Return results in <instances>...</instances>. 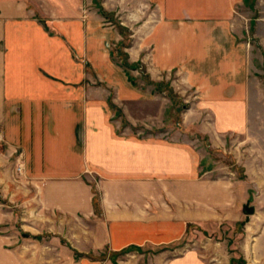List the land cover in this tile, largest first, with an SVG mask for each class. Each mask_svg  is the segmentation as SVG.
<instances>
[{
    "label": "crops",
    "instance_id": "1",
    "mask_svg": "<svg viewBox=\"0 0 264 264\" xmlns=\"http://www.w3.org/2000/svg\"><path fill=\"white\" fill-rule=\"evenodd\" d=\"M142 1L157 18L139 39L135 31L128 60L145 65L160 87L176 81L193 93L199 109L182 117L191 119L186 129L199 128L195 115L207 110L218 125L201 126L206 137L212 129L239 130L255 88L254 48L240 39L236 21L244 0ZM67 2L0 0V180L22 166L37 184L38 207L95 219L112 255L140 248L135 252L151 253L155 264H230V257L207 262L195 250L170 256L168 246L191 228L230 223L238 190L201 168L203 160L188 145L116 134L109 90L118 100L139 102L143 77L133 70L142 84L135 77L132 85L104 47L112 31L68 17L75 12ZM8 223L0 211V226ZM6 236L0 234V264L9 256ZM256 245L263 260L264 248ZM155 248L162 250L149 252Z\"/></svg>",
    "mask_w": 264,
    "mask_h": 264
},
{
    "label": "rangeland",
    "instance_id": "2",
    "mask_svg": "<svg viewBox=\"0 0 264 264\" xmlns=\"http://www.w3.org/2000/svg\"><path fill=\"white\" fill-rule=\"evenodd\" d=\"M67 1V6L75 12H68V17L79 15L81 21H93L96 28L112 31L104 47L110 52L112 64L118 66L121 59L117 49L128 55L134 49L135 31L139 39L141 30L149 28L157 18L154 7L142 0ZM236 21L240 39L249 41L254 48L255 71L249 113L239 130L212 129V136L206 137V130L201 126L218 125L207 110L200 117L195 115V120L200 118V124L196 121L199 128L186 129L191 119L183 123L182 117L194 115L190 112L199 109L198 99L188 89L183 92L176 81L171 88L175 92H168L167 84L162 83L163 94L144 81L143 97L139 102L118 100L110 88L112 106L107 104V110L112 115L116 134L143 141L158 139L175 147L188 145L203 160L201 168L214 178H228L238 190L236 215L230 223L191 228L182 240L168 246L170 256L195 250L207 262H227L230 257V264H264V259L260 260L262 253L255 247L257 244L264 248V0H248L247 5L236 10ZM127 61L135 63L130 62L132 59ZM141 67L147 71L142 63ZM124 71L136 77L138 87L142 84L138 72ZM95 85L108 94L106 89L109 88L102 83ZM2 143L0 151L5 147L4 137ZM14 171L12 178L0 180V211L9 217L8 225L0 226V234L7 235L5 247L9 256L6 264H155L151 253L140 255L133 249L112 255L104 242L105 228L95 219L64 217L38 207L37 184L26 178L22 166ZM33 187L35 191L29 190ZM248 199L255 213L246 220L242 206ZM160 249L149 252L156 254Z\"/></svg>",
    "mask_w": 264,
    "mask_h": 264
},
{
    "label": "trees",
    "instance_id": "3",
    "mask_svg": "<svg viewBox=\"0 0 264 264\" xmlns=\"http://www.w3.org/2000/svg\"><path fill=\"white\" fill-rule=\"evenodd\" d=\"M244 4H248V0H244ZM119 49V51H118ZM117 49V54L118 56L120 57L121 59V63H120V66L123 67L124 69L126 70H136V71H139L141 73V76L143 77V80L147 83V84H151V85H154L155 87V90L158 91V92H163V90L161 89L160 87V84L159 83H154L152 81L149 80V76L148 74H146V72L143 70V67H141V63L140 62H136V63H129L127 61L128 59V55H126L125 53H120V48ZM127 76H128V81L132 84V85H135V79L133 77H131L128 73H127ZM167 88H168V92H171L172 89L171 87H169V85L167 84ZM24 236H28V234H25ZM135 250V251H138V252H141L142 250L140 248H131V249H128L127 251H130V250ZM162 250V249H161ZM125 252V251H124ZM80 256V254H79ZM231 262H233V260L231 259Z\"/></svg>",
    "mask_w": 264,
    "mask_h": 264
},
{
    "label": "water",
    "instance_id": "4",
    "mask_svg": "<svg viewBox=\"0 0 264 264\" xmlns=\"http://www.w3.org/2000/svg\"><path fill=\"white\" fill-rule=\"evenodd\" d=\"M250 204L251 200L248 199L246 203L242 206V213L247 217L246 220H248L249 216H252L255 213V208Z\"/></svg>",
    "mask_w": 264,
    "mask_h": 264
},
{
    "label": "built area",
    "instance_id": "5",
    "mask_svg": "<svg viewBox=\"0 0 264 264\" xmlns=\"http://www.w3.org/2000/svg\"><path fill=\"white\" fill-rule=\"evenodd\" d=\"M3 137H2V134H1V132H0V149H2V147H3ZM19 170L21 171V167H19Z\"/></svg>",
    "mask_w": 264,
    "mask_h": 264
}]
</instances>
